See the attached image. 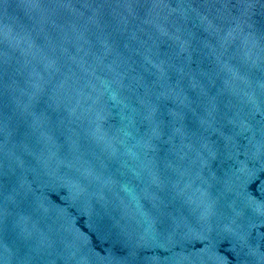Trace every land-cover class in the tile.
Segmentation results:
<instances>
[{
	"label": "water",
	"instance_id": "95a60500",
	"mask_svg": "<svg viewBox=\"0 0 264 264\" xmlns=\"http://www.w3.org/2000/svg\"><path fill=\"white\" fill-rule=\"evenodd\" d=\"M0 264H264V0H0Z\"/></svg>",
	"mask_w": 264,
	"mask_h": 264
}]
</instances>
